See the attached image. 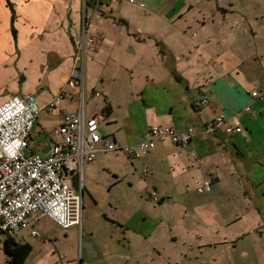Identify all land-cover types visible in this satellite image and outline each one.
I'll return each instance as SVG.
<instances>
[{
	"label": "crops",
	"instance_id": "1",
	"mask_svg": "<svg viewBox=\"0 0 264 264\" xmlns=\"http://www.w3.org/2000/svg\"><path fill=\"white\" fill-rule=\"evenodd\" d=\"M140 3L0 0V105L33 96L42 108L66 84L79 47L96 44L81 59L82 106L67 89L54 111L40 110L26 154L48 155L64 116L81 107L102 142L133 145L152 126L195 133L184 146L164 138L120 168L123 153H97L81 170V225L32 216L42 236L15 237L31 246L25 264H264V101L252 96H264V0ZM217 114L241 131L205 130ZM125 179L139 205L120 212L112 199L101 209L102 188ZM204 179L211 190L199 193Z\"/></svg>",
	"mask_w": 264,
	"mask_h": 264
},
{
	"label": "built area",
	"instance_id": "2",
	"mask_svg": "<svg viewBox=\"0 0 264 264\" xmlns=\"http://www.w3.org/2000/svg\"><path fill=\"white\" fill-rule=\"evenodd\" d=\"M121 1L126 0H109L110 3ZM127 1L135 3L134 0ZM139 7L144 5L140 3ZM95 50V40L86 39L85 44L79 47L66 84L42 108L33 96L27 99L12 96L0 105V233L5 236L15 238L23 229H29L31 236H42L29 223V219L38 213L61 229L80 226V197L74 191L70 178L77 174L80 183L83 166L94 163L97 153L119 151L133 161L154 149L164 138H170L177 146H184L195 137L191 128L179 133L172 127L152 126L143 139L133 145L102 142L97 119H85L81 107L78 113L64 116L48 155L26 154L24 150L30 145V133L40 110L54 111L67 89L76 90L82 106L83 90L79 84L83 68L81 59L86 51ZM252 96L264 101V96L258 92H253ZM244 111L249 112L250 108L245 107ZM205 130L238 133L241 125L235 118L226 124V118L217 114L205 125ZM99 143H102L101 149L98 148ZM211 185V179H204L198 183L197 191L208 193ZM148 193L150 198L157 200L154 190Z\"/></svg>",
	"mask_w": 264,
	"mask_h": 264
},
{
	"label": "rangeland",
	"instance_id": "3",
	"mask_svg": "<svg viewBox=\"0 0 264 264\" xmlns=\"http://www.w3.org/2000/svg\"><path fill=\"white\" fill-rule=\"evenodd\" d=\"M108 3L110 4L109 0H107ZM143 0H134L135 3L131 4L129 3L127 0L126 1H121L122 4H121V7L122 8H133V7H139V4L140 2H142ZM124 2V3H123ZM118 2L116 3H111L112 5H116ZM131 4V5H130ZM133 5H137V6H133ZM146 6V5H144ZM139 9V8H138ZM141 9V8H140ZM143 9V8H142ZM199 20V21H198ZM199 22V24L201 25L203 23V20L201 18L197 19V21L195 22L196 25L197 23ZM94 99V98H93ZM93 99L91 101H93ZM122 154H118L116 157V162L118 164V167H122V166H125L123 163L124 162H127L128 163V159L126 157L125 154H123V156H121ZM130 159V158H129ZM127 166H130V164H128ZM131 168V167H130ZM110 176V179H112V175H109ZM139 177V176H138ZM110 179H106V181H109ZM111 182V181H110ZM128 179H125L120 185H118L117 187H112V189H110L108 186H104L102 188V190L100 191V198H102L104 200L105 203H102V208L101 209H104L106 206H108V201L109 200H121V202H113V205H115L117 208H120V207H125V209L123 208H120V212H129L132 210V206L134 205H139L137 204L139 200L138 198V194L136 193V189L134 188H131L129 185H128ZM149 198H150V195L148 194ZM130 199H135V201L137 202H129ZM150 200H152V202L154 203L155 206H158L157 203H155V199H152L150 198ZM129 202V203H128ZM151 202V201H150ZM151 202V203H152ZM100 208H98V210H101ZM111 209H106L105 210V214H107L108 216H111V212L110 211ZM118 210V209H117ZM85 214H87V211L84 212ZM39 214V213H38ZM110 214V215H109ZM114 214V213H113ZM112 214V215H113ZM123 213H116V215H122ZM115 216V214H114ZM124 216V214H123ZM122 216V217H123ZM85 217V215H84ZM95 224V223H94ZM97 227V226H96ZM73 228V227H72ZM23 231H26V230H23ZM36 239V238H35ZM4 242H5V236L0 233V264H8L6 262V255L4 253V250H3V246H4ZM3 261V262H2Z\"/></svg>",
	"mask_w": 264,
	"mask_h": 264
},
{
	"label": "trees",
	"instance_id": "4",
	"mask_svg": "<svg viewBox=\"0 0 264 264\" xmlns=\"http://www.w3.org/2000/svg\"><path fill=\"white\" fill-rule=\"evenodd\" d=\"M109 113L110 109L106 106L101 113V117L105 118ZM3 250L8 264H25V260L31 252V246L27 243L16 242L15 238L5 236Z\"/></svg>",
	"mask_w": 264,
	"mask_h": 264
},
{
	"label": "flooded vegetation",
	"instance_id": "5",
	"mask_svg": "<svg viewBox=\"0 0 264 264\" xmlns=\"http://www.w3.org/2000/svg\"><path fill=\"white\" fill-rule=\"evenodd\" d=\"M74 191L80 197L81 209H82V212H83V194H84V190H83L82 181L80 183H79V181L77 182V189H74Z\"/></svg>",
	"mask_w": 264,
	"mask_h": 264
},
{
	"label": "water",
	"instance_id": "6",
	"mask_svg": "<svg viewBox=\"0 0 264 264\" xmlns=\"http://www.w3.org/2000/svg\"><path fill=\"white\" fill-rule=\"evenodd\" d=\"M77 182H78V175L75 174L73 177H72V187L74 189H77Z\"/></svg>",
	"mask_w": 264,
	"mask_h": 264
}]
</instances>
